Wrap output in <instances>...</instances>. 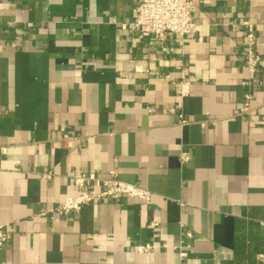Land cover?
<instances>
[{
	"label": "crops",
	"instance_id": "1",
	"mask_svg": "<svg viewBox=\"0 0 264 264\" xmlns=\"http://www.w3.org/2000/svg\"><path fill=\"white\" fill-rule=\"evenodd\" d=\"M135 2L0 0V264H264V0H195L183 39L134 32ZM77 171L151 197L52 218Z\"/></svg>",
	"mask_w": 264,
	"mask_h": 264
},
{
	"label": "built area",
	"instance_id": "2",
	"mask_svg": "<svg viewBox=\"0 0 264 264\" xmlns=\"http://www.w3.org/2000/svg\"><path fill=\"white\" fill-rule=\"evenodd\" d=\"M195 0H136L133 8L131 27L134 32L143 37L155 36L167 39L177 36L181 39L194 34L198 29V23L194 18ZM244 29L245 63L250 73V79L245 82L248 90L245 93V104L235 114L243 115L250 112L253 101L255 83L253 79L258 72L261 55L257 51L258 32L253 23L242 21ZM233 27L235 25H232ZM182 123H187L185 119ZM260 123L264 126V113ZM186 159V154L181 155ZM49 175V174H47ZM76 193L68 195L60 204L50 212L55 218L62 215L78 213L86 204L106 198L129 197L149 200L151 192L136 184L125 182L111 171L106 177H98L93 173H72ZM87 183H93L92 189H86ZM10 239V232L4 226H0V245H4ZM150 245H142L139 251L148 250ZM180 264H186L181 262Z\"/></svg>",
	"mask_w": 264,
	"mask_h": 264
}]
</instances>
